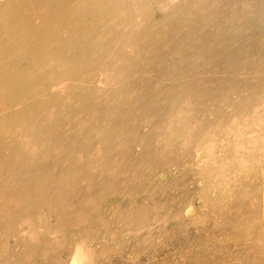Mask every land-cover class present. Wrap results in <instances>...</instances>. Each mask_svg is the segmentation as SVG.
<instances>
[{"label": "bare ground", "instance_id": "6f19581e", "mask_svg": "<svg viewBox=\"0 0 264 264\" xmlns=\"http://www.w3.org/2000/svg\"><path fill=\"white\" fill-rule=\"evenodd\" d=\"M252 1L0 0V243L5 258L13 249L11 240L22 241L29 247L25 255L17 258V264L35 261L39 254L48 257L51 253L48 249H61L66 237L55 235L54 242L46 237L47 233L63 230L51 225L54 219H50L49 212H59L65 207L79 214L83 212L65 196L68 189L63 186L69 179L76 180L79 173L69 164L61 167L57 153L66 159L77 156L90 165H111L115 160L112 169L117 173L121 168L127 170L138 164V158L126 159L125 151L116 143L121 136L124 140L120 143L127 142V122H113L111 114L119 113L123 100L125 104L137 105L141 111L151 112L158 110L155 100L163 96L162 101L167 99L168 94L161 88L155 91L157 98L148 91L149 101L143 100L144 94L135 98L134 90L139 87L136 73L146 65L148 53L163 58L168 54L163 49L175 37L177 62H191L197 70L198 58L211 54L208 46L211 38L207 36L210 34L200 30L197 18L224 16L228 10L220 6L227 3L231 17L255 23L260 15L264 20V0H255L256 6ZM237 3L254 5L253 18L244 16L249 13V5L241 12L235 7ZM201 9L202 15L198 14ZM158 11L164 15L158 17ZM186 21L191 24L185 27ZM170 26L171 32L167 31ZM192 36L193 39L197 36L196 44L191 42L197 56L183 51ZM182 63L177 65L181 67ZM262 81L256 86L246 80L231 82L223 88L228 90L227 95L241 98L236 104L229 103L234 105L232 113H224L215 122L193 114L214 95L202 87L199 79L188 78L182 88H175L172 93L168 130L165 128L170 135L163 133L161 137L166 142L164 149L181 141L188 161L199 155L202 173L210 181L209 188L214 186L220 192L216 195L213 190L215 197L220 201L226 199L227 206L234 203L235 221L225 217L223 223L237 228L244 236L240 237L242 249L234 253L237 261L244 264H264V198L263 207L260 198L264 194ZM188 113L193 114V119ZM99 114L105 115L106 121L95 124L91 119ZM171 136L180 139L173 140ZM141 158L145 160L144 155ZM249 178L250 184L246 182ZM85 235L75 244L72 264H98V252L91 245L94 237ZM135 253L137 257L138 252ZM50 257L60 261L59 255Z\"/></svg>", "mask_w": 264, "mask_h": 264}, {"label": "rangeland", "instance_id": "374dc122", "mask_svg": "<svg viewBox=\"0 0 264 264\" xmlns=\"http://www.w3.org/2000/svg\"><path fill=\"white\" fill-rule=\"evenodd\" d=\"M253 2L256 6V1H252L251 4ZM224 5L220 6L228 10L225 11L224 16L205 20L197 18L195 21L199 24L200 30L209 33L210 35L207 36L211 38V41L208 40L211 54L206 58H202V55L200 58L197 57L200 61L199 67H195L197 70H194L191 62L189 64L177 62L178 57L174 50V43L177 42L175 37H173V43L163 49L168 53L163 58L152 52L148 53L146 59L149 60L136 73L139 78V87L134 90L135 98H140L144 94L143 100L149 101L147 91L157 98L158 94L155 91L160 88L164 89L168 96L164 101H162L164 96L154 101V104H157V111H141L137 105L125 104L123 100L119 113L111 114L113 122L120 124L123 120L127 122V142L120 143L121 139L124 140L121 136L116 139V143L118 148L125 151L123 154L126 159L128 157L139 159L134 168H125L127 170L121 168V171L117 173L112 169L115 160L113 163L111 161V165H102L101 162V164L90 165L87 161L78 160L77 156L66 159L57 153L61 158L58 157L62 163L61 167L69 166L79 173L76 180L69 179L63 183V186L64 190L68 189L65 196L67 195L72 203L81 207L83 212L82 214L76 213L69 207L59 212H49L50 219H54L49 220L51 225L62 227L63 230L57 233H47L46 237L54 242V237L57 235L66 236L65 245L61 249H48L52 256L59 255L60 261L51 258L50 254L48 257L39 254L40 256L38 255L35 261L23 260L18 264H72L71 253L75 244L86 236L85 234L94 237L91 245L98 252V264H244L242 261H237L234 256V253L242 249L241 238L244 236L237 228L223 223L225 217L235 221L234 203L227 206L226 199L220 201L215 197L220 192L215 191L214 186L209 188L210 181L202 173L203 161L200 160L199 155L193 161L192 159L188 161L190 158L186 156L185 147L181 141L179 144L174 143L173 148L170 146L164 149L166 142L161 138L163 133L170 135L167 131L170 120L167 113L170 109L172 93L175 92V88H182V84L188 78L199 79L202 87L211 90L214 95L207 98L205 104L198 106L193 114L196 117L205 116V120L210 119L215 122H218L224 113H232L234 105L229 103L236 104L241 98L236 94L227 95L228 90L223 88L229 86L231 82L246 80L253 86L260 81L263 82L264 20L260 15L255 18V23L239 16L231 17L232 11L228 9L230 4L224 3ZM246 5L249 7L247 8ZM254 5L252 7L250 4L237 3L235 7L241 12L244 7L247 8L249 13L244 16L253 18L254 14L251 11ZM230 8H233V5ZM157 14L158 17L164 15L162 11H158ZM198 14H204V9L198 11ZM188 23L190 22L186 21L185 27L189 25ZM171 26L167 31H172ZM168 38H170L169 35ZM192 41L196 44L197 36L194 39L193 36L188 39L183 51L186 54L197 56V51L193 50L194 47L191 45ZM178 63H182L183 66H178ZM158 79L164 80L158 83ZM131 95H134V92ZM199 99L203 100L201 97ZM154 104L151 105L155 106ZM190 114L193 119L192 113H188V116ZM100 117L101 114L91 120H94L95 124L100 123L101 120L106 121L105 115H102L103 119ZM171 137L173 140L177 138ZM143 139L145 141L142 142ZM112 154L115 155L114 152ZM142 155L145 160H142ZM249 181L251 182L250 178L246 180L250 184ZM252 185L256 186L255 181ZM213 190L217 192L216 195ZM260 198L263 207V193ZM142 208L144 210H141ZM185 214L189 216L186 217ZM37 220L39 221L38 217ZM213 221L217 222L216 226ZM238 235L240 236L237 237ZM223 241L226 242L222 244ZM11 242L13 249L6 258L1 254L3 246L0 243V264L1 262L2 264H13L14 261V264H17V258L28 252L29 247L24 242L17 240H11ZM136 251L138 252L137 257Z\"/></svg>", "mask_w": 264, "mask_h": 264}]
</instances>
